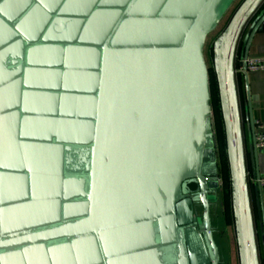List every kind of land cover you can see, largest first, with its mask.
I'll return each mask as SVG.
<instances>
[{"label": "water", "instance_id": "water-1", "mask_svg": "<svg viewBox=\"0 0 264 264\" xmlns=\"http://www.w3.org/2000/svg\"><path fill=\"white\" fill-rule=\"evenodd\" d=\"M235 1L0 0V264L222 263L203 48ZM262 6L211 43L238 264H264L235 61Z\"/></svg>", "mask_w": 264, "mask_h": 264}, {"label": "crops", "instance_id": "crops-1", "mask_svg": "<svg viewBox=\"0 0 264 264\" xmlns=\"http://www.w3.org/2000/svg\"><path fill=\"white\" fill-rule=\"evenodd\" d=\"M263 6L257 11L255 16L248 22L245 30L240 37L235 61L238 63L247 54V57L264 56V22L258 25L251 34L247 43L249 29L252 26L253 19L259 13ZM248 44V45H247ZM236 85L240 103V113L242 121L243 136L246 145L245 161L247 174L249 177L250 201L252 206V215L255 231L258 237V249L261 261L264 260V184L257 183V176H264V148H257L254 159L251 158L249 147L253 142V130L256 133L258 128L255 122L264 124V70L247 71L246 74L237 67ZM248 90L249 99L247 100L246 91ZM247 116L250 117L251 126L248 124ZM258 184V183H257Z\"/></svg>", "mask_w": 264, "mask_h": 264}, {"label": "rangeland", "instance_id": "rangeland-1", "mask_svg": "<svg viewBox=\"0 0 264 264\" xmlns=\"http://www.w3.org/2000/svg\"><path fill=\"white\" fill-rule=\"evenodd\" d=\"M239 1L240 0H236L233 3L231 8L227 11L225 16L219 22L216 29L207 36L203 48L204 59L208 67L209 74L211 121L214 135V146L217 155L218 175L220 178V191L218 192V201L211 209V215L213 218H217V220L215 219V222H213V225H215L216 227L214 231V238L220 251L222 262L221 264H238V261L230 210L228 171L225 147L221 138L223 126L220 118L215 78L211 66V43L215 36L223 28L225 22L227 21V18L229 17L230 12L239 3Z\"/></svg>", "mask_w": 264, "mask_h": 264}, {"label": "built area", "instance_id": "built-area-1", "mask_svg": "<svg viewBox=\"0 0 264 264\" xmlns=\"http://www.w3.org/2000/svg\"><path fill=\"white\" fill-rule=\"evenodd\" d=\"M247 71L264 70V56L263 57H247L245 59ZM241 70V68H240ZM258 131L254 132V141L257 148H264V124L255 122ZM259 184H264V176L259 177Z\"/></svg>", "mask_w": 264, "mask_h": 264}, {"label": "flooded vegetation", "instance_id": "flooded-vegetation-1", "mask_svg": "<svg viewBox=\"0 0 264 264\" xmlns=\"http://www.w3.org/2000/svg\"><path fill=\"white\" fill-rule=\"evenodd\" d=\"M190 188L192 189V190H194V188H195V185H190ZM217 201H218V199H217ZM217 201L216 202H212V204H211V209L213 208V206L217 203ZM192 209L194 210V211H196L197 212V214L198 215H200L201 214V210H202V207L200 206V204H192ZM211 214H212V211H211ZM215 219L217 220V218L216 217H212V224H213V222H215ZM215 226V225H214ZM216 228V227H215Z\"/></svg>", "mask_w": 264, "mask_h": 264}, {"label": "trees", "instance_id": "trees-1", "mask_svg": "<svg viewBox=\"0 0 264 264\" xmlns=\"http://www.w3.org/2000/svg\"><path fill=\"white\" fill-rule=\"evenodd\" d=\"M241 1V0H240ZM239 1V2H240ZM238 5V4H237ZM236 5V6H237ZM236 6L233 8V10L230 12V14H229V17H230V15H231V13L234 11V9L236 8ZM229 17L227 18V20L229 19ZM227 22V21H226ZM226 22H225V24H226ZM224 24V25H225ZM224 27V26H223ZM221 31V30H220ZM220 118H221V115H220ZM222 122V121H221ZM221 138H222V141H223V144H224V133H223V130H222V132H221ZM224 147H225V144H224ZM227 171H228V169H227Z\"/></svg>", "mask_w": 264, "mask_h": 264}]
</instances>
